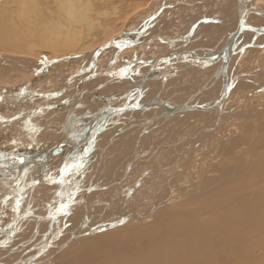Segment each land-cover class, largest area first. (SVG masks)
Here are the masks:
<instances>
[{"label": "bare ground", "instance_id": "6f19581e", "mask_svg": "<svg viewBox=\"0 0 264 264\" xmlns=\"http://www.w3.org/2000/svg\"><path fill=\"white\" fill-rule=\"evenodd\" d=\"M64 1H66V0H64ZM68 1H71V0H68ZM68 1H66L67 2L66 6H70V5H68V3L72 4L71 2H74L75 0L71 1V2H68ZM92 1H91V3H93ZM170 1L171 0H168L167 2H170ZM18 2H19V0H18ZM85 2L87 3V0ZM162 2H163V5H162ZM162 2L160 3V1H159V3H157L156 6H153V9H152L153 12L151 14H155L156 12L161 10L160 14L156 18V23L160 22L159 20L164 18V10H165L164 9V6H165L164 5V0H162ZM196 2H197V0H196ZM261 2L263 3V0ZM63 3H61L60 5L63 8H65ZM86 3H84V4H86ZM187 3H189V2H187ZM16 4H18V3H16ZM43 4L49 5L48 1H45V3H43ZM74 4H76V3L74 2ZM77 4L80 5L78 7H82V5H81L82 3L81 4L77 3ZM99 4H100V2H99ZM194 4H195V2H194ZM224 4H226V0L224 1ZM252 4H256V1L254 0L252 2ZM13 5H14L15 9L17 8V11H18V12H16V13H18L17 15H20V11H19L20 8L18 9V5H16L17 7L15 6V4H13ZM86 5L85 6L87 8L90 7V5H88V4H86ZM139 5L141 6V4H139ZM147 5H149V4H147ZM166 5H168V4H166ZM91 6H92V4H91ZM192 6H194V5H192ZM44 7H45L44 9H46V10H50L49 8H51V6L50 7L44 6ZM75 7H77V5ZM135 7H136V5H135ZM204 7L203 6L201 7V5H200V6H196V7H190V8L194 9V8H204ZM224 7H225V10H226L227 9V4ZM4 8H5V10H3V7H2V9H0V10L4 11L3 14L1 12L2 15H0V16L2 18H3V16H8L10 21L11 20L15 21L14 11H12L13 8L11 7V11H6V8H8L10 10V7H6L5 6ZM68 8H70V7H68ZM91 8H93V7H91ZM136 8H138V7H136ZM82 9H84V8H82ZM193 9H189V10L193 11ZM172 10H173V14L174 13L175 14H180L182 12L181 8H177V7H175ZM194 10H196V9H194ZM198 10H196V11H198ZM63 11H65L64 14L67 13L66 12L67 9L66 10L64 9ZM199 11H200V13L203 12L202 9H200ZM122 12H124V10ZM148 12H150V9L148 10ZM148 12H147V10H145L143 13L146 14ZM71 13H73V12H71V10H69V12L67 13L66 17L70 18V15H68V14H71ZM4 14H6V15H4ZM151 14L149 13L147 15L149 16ZM201 15L196 17L197 19L200 18L199 20H196V21H200L201 20V22H202L201 24L203 26L204 23L207 22V20L204 21V19H202V18H204V15L203 16H201ZM228 15H227V17H225V19H223L224 23H223V20L222 21L218 20L217 22H214V23H220L221 22L224 25V28L225 27H227V28L230 27V30L228 32H231L233 30L234 26H231V22L232 21H230V19H229L230 16H228ZM19 17L20 16H17V18H19ZM35 17H36V15H35ZM59 17H61V16H59ZM74 17L75 16L73 14V18ZM205 17H207V15H205ZM77 18H75V19H77ZM213 18H211L210 21H212ZM247 18L248 19H247L246 22L248 24H250L251 22H253V25H255V26H260V25L264 24V20H260V19L257 20V19H255V17H250V16H248ZM1 19H0V22H1ZM148 19H149V17H148ZM9 22H8V24H9ZM3 23L4 22H2L0 24L1 28H5ZM212 23H213V21H212ZM24 24H26V23H24V22H16L15 23L17 28L20 27V26H23ZM149 24L150 23L145 22V26L143 27V32L147 31L150 28ZM199 24H200V22H199ZM227 24L229 26H225ZM117 25H116V27H117ZM142 26H143V24H142ZM205 26H207V25H205ZM121 27H122V25H121ZM156 29H157V31L161 30V22H160L159 25L156 26ZM118 30H119V26H118ZM201 30L202 29L200 28V31ZM228 32L226 31V33L223 34V35H225V38H226V35L228 34ZM69 33H71V32H69ZM109 33H111V36H112V32H109ZM125 34H122V35L124 36ZM129 34H132V33H130V31H129ZM132 35H134V34H132ZM134 36H136V35H134ZM147 37H149V36H147ZM203 37H205V36L203 35ZM244 37L245 38L246 37L249 38V35H246ZM113 38H114V36H112V39ZM118 38L120 39V37H118ZM261 38H262V36H261ZM146 39L147 38L145 37L144 40H146ZM177 39H180V40H182V41L187 43L183 47H187L188 46L189 48L190 47L194 48L197 45H198V47H204V46H202L203 42H201L203 40H198L199 38L198 39L195 38V36L193 35V29H191V28L189 30V33L186 35V37H182L181 36L179 38V36L178 37L174 36V37H172L171 41L177 40ZM242 40H244V38ZM110 41H112V40H110ZM237 41L240 42L241 40L238 39ZM176 42H178V40ZM5 43H6V39H1L0 40V52L6 51V45H4ZM106 43H104V44H106ZM181 43H183V42H181ZM173 44H175V43H172V45ZM256 44L257 43H255V46H256ZM102 45H100V46H102ZM113 45H115V44H113ZM113 45H109L108 47H106L103 50V52L98 56V58L95 59L94 62H91V58H92L93 53L95 51L93 53H91L90 56L88 55L89 59L87 58V63L85 64V67L86 66L87 67L82 71V74H83V76H81L82 78L84 77L86 72L93 73V72H97L98 69H100V71H103L107 67L112 68V67H110L111 65L112 66L114 64L119 65L118 64L119 60H117V62H114L119 57L117 55H113V54H115V53H113V50H111ZM178 45L179 44H175V46H172V47H177ZM122 46H123V44H122ZM170 46H171V44H170ZM66 48H67V46H66ZM108 48H111V49L105 51ZM140 57L142 59L141 63H139L137 65L135 64V65L129 67V74H130L129 77L123 78V79H118V80H115V81H112V82H109V83H108V79L107 78L105 80H101V81H97V79H93V80H91V82H89V83L87 82L88 85L85 83L84 86H82V88L80 90H87L88 93H85V95L80 96L79 98H75L73 104L81 103L84 99L87 101L89 99V98L87 99L88 96L91 97L93 100H95V98H97V99L95 101H93L91 104H89L88 106H86L85 108L82 109L83 110L82 114H84L83 115L84 118L80 121L81 125H83V123L86 124V125H89V124L93 123V121L95 120L96 116H94V115L91 116L92 115L91 113L93 112L92 110H95L97 108L100 109L103 106H107V107L114 106V99L118 95H120L121 93L126 91V89L130 88L136 82V77L132 76L131 72L136 70V71H138L140 73H143L144 71L142 69L146 65V63H144V62L146 60H148L147 57L145 58V54L141 53ZM0 59L2 60L1 62L7 63V65H3L0 62V76L2 78L3 77H7L9 72L12 69L13 70L14 69H18L17 68L18 66L21 69L22 65H24V64L21 63L22 60H19V59L17 60V59H14V58H1V57H0ZM8 60L11 63H13L15 66H11L9 64ZM26 61L27 60H25L24 62H26ZM29 63L32 64L30 61L28 62V64ZM120 63H122L121 67L118 68L117 66L116 67L114 66V68L112 70H110V71L111 72L123 71L127 67V65L124 64L123 62H120ZM181 65H182V63H181ZM4 66L7 67V68L2 69V67H4ZM158 67H159V65H158ZM235 70H237V68ZM15 71H17V70H15ZM174 71L176 72L177 68L172 69L169 72V74L170 75L174 74L175 73ZM205 71H208V69L205 70ZM210 71H212V70H210ZM197 72L198 71H194V72H191L189 74L182 75L183 78L181 77V79H177V80L175 79V80H171V81L166 80L164 83H163L162 80H159L160 82H158V83H155L154 82L155 80H153L149 84H147L146 86L140 88L141 89L140 90L141 96H139L138 94L128 95L126 98L122 99L120 104L118 103L117 106H121L122 104H124V105L129 104L130 105L134 101H137V100L138 101H144L145 99L150 97V96H148L150 94L152 96H155L156 94H159L160 97H163V98H165L167 100L170 99L173 102H175V100H178L179 101L178 103H180V101H181V103H185L186 100L189 98V96H191L192 94H195L196 91H198L199 89H201L202 87L205 86L204 85V81H206L207 76H205L206 78L202 77V79H200V80L197 79V78H195V79L193 78L192 79V78L189 77L190 74H193V73L197 74ZM203 73H205V72H203ZM207 74H209V73H207ZM69 76H68L67 80H65L67 82L66 83V87H70V86H72L73 84H75L77 82V81L72 82L71 81L72 80V78H71L72 76H70V79H69ZM130 76L133 77V78H131ZM254 76H256V75H254ZM173 77H178V76L175 75ZM186 77H188V78L186 79ZM62 83L64 84L65 82H62ZM63 84L58 89H53V90L54 91L61 90L65 86V84L64 85ZM32 86H30V88ZM98 86H101L102 89L99 88L95 92V94L89 93L90 92L89 90H92V89H94V88H96ZM190 86H193L196 89L194 90L195 91L194 93L188 95V91L190 90L188 88ZM146 87H147V90L143 91L144 88H146ZM262 87H263V85H262ZM23 88L24 87L19 88L16 91H12V94L15 93L14 95H17L16 97H22L24 95H28L29 93H27V91H29V89L26 87L28 89V90L26 89L27 90L26 91ZM215 88H217L216 92H218L219 86L217 85ZM260 88H261V86H260ZM260 88H258V89H260ZM22 89L24 91H21ZM178 89H180V90L181 89H183V90L186 89V91L182 92V93L174 94ZM17 91H20L22 94H19ZM30 91H33V90H30ZM38 91H37V89L35 90V92H38ZM160 91H161V93H160ZM211 91L212 90H208V89L205 88V91L203 90L200 94L197 95V97L195 98V102L204 101V103L211 104L212 101L214 100V98H216V96L218 95V93H217V95H215L214 97H211ZM6 92H8L7 89H4V88L1 89L0 88V94L1 93L4 94ZM48 93H50V91ZM48 93L47 92L46 93H41V92L40 93H33V92H31L30 95L32 94L33 97L36 99L37 97H43V96L47 97L46 94H48ZM72 96H73V91L68 92V93H66V94H64V95H62V96H60L58 98H55L52 101L53 102L52 104H55V103H58V102H61V101L63 102L65 100L71 98ZM33 97L31 96V99ZM47 103H49V102H47ZM25 105H26V103H25ZM3 106H6V105H2V104L0 105V107H3ZM198 106H201V105H198ZM8 107H7V109H9V110H15L14 107H9V108ZM43 107H45L46 109L49 108L48 105H45ZM64 107L65 106H63L62 103H59L56 107H52L50 109L51 110L50 114L47 115L48 118L46 117V120L43 119L44 122L42 121L43 123L40 126L36 125L35 123H30L29 122L28 129L23 130V131H19V129H21L20 126L25 124L26 122H24L23 124H20L19 122H22V121L20 120L18 122L19 118H17V116L13 117L12 119H4L3 120V121H6V122H5L4 125L0 126V128H4V127L7 126L6 129L7 130L9 129V131L11 133L9 132L10 133V135H9L8 131H3V130H2V132H0V135H1L0 136V155H5V153L7 154V152L10 151V149H8L6 145H4L10 139H13V138L17 139V138L23 137V140H21V143H20V140L19 141L16 140L15 143L17 145L15 143L14 144L11 143L12 146L13 145L15 146L14 151H16L18 153L15 156L16 157L15 159L12 157L13 159L4 161V160H2L4 157L2 159L0 158V160H2V162L3 161L5 162V164H3V163L0 164V178L3 177L4 174L13 165H15L18 162H24L25 160H27L28 159L27 158L28 154H30L29 156H31L32 154L35 153L34 151L30 150L31 152H29L26 155L25 152H22L23 149L19 148L20 144H25L26 143V142H24L25 139H26L25 141L28 140L31 143L32 141H34L33 139H35L38 134L41 135L40 133H42L43 130H44V133H43L44 136H41L39 138V140L37 139L38 141L44 142V143L40 142L41 143V144L39 143L40 146H43L45 143H47V140L51 139V138L53 140L52 142H56L57 140H59L60 135H61L60 134V131H61V126L60 125L65 121V118H67V122H69V121L72 122L73 119H74L73 115H75V113H76V110H75L72 115H66L64 113V110H65ZM28 110H29V108H28ZM32 110H34V109H31L29 111H32ZM18 112H21V111H18ZM56 112L58 114L56 116L51 117V115L55 114ZM147 113L148 114L144 113L142 115L143 119L146 118V120H147V118H148V120H150L151 117L154 116V114H157L156 111H149ZM0 114H2V111L0 112ZM17 114L20 115V113H17ZM24 114L26 115V113H24ZM47 114H48V112H47ZM124 114L125 113H120V114L119 113H115L114 114L112 112L111 113L108 112L107 120H105L103 122V125L104 126L108 125V127H109V126L112 125V121L113 120L120 119V118H122V119H124V121H126L128 119V116L125 117ZM145 114H146L147 117L145 116ZM13 115H16V113L13 114ZM187 115H189V114H186L185 116H187ZM185 116L172 118L171 120L165 122L157 131L162 129L165 132L168 129H170V126H172V125H176L177 126L179 124L178 120L179 119L183 120V118ZM123 117H125V118H123ZM199 117L201 118L200 115H199ZM32 118H34V117H32ZM88 118H90V119H88ZM131 118L133 120L134 116L132 115ZM23 119L24 118H22V120ZM36 119H37V117H36ZM135 119L136 120L138 119L137 115L135 116ZM221 119L223 120V116L221 117ZM258 119H260V118H258ZM7 120H9V121L13 120V122H11V123L8 122L7 123ZM31 120L29 119V121H31ZM99 120H101V119H99ZM136 120L133 121V122L136 123ZM174 120H176V122H173ZM40 121H38V122H40ZM96 121H98V120H96ZM145 122H147V121H145ZM158 122H159L158 118H156L154 120V122H151L150 129H153L154 128L153 126L155 124H157ZM53 123H55V124H53ZM99 124H100V122L98 121L93 126H96V125H99ZM71 127H72V125H71ZM205 127H209L207 132H209L210 129L211 130H215V128H213V125H211V123L209 125L205 126ZM145 128L146 127H144V129ZM258 128H259V126H258ZM15 129H17V130H15ZM69 129H70V127H69ZM111 129H109L106 132L107 134L104 135L103 139L95 147V149H94L95 151L93 150L92 153H91L90 159H93V158L97 159L98 158L97 159V163H98L97 165L99 166V164H100V166H101L100 170H101V168L107 169L108 168L107 167L108 162L111 163L112 165L118 164L120 161H122V153H124V156L126 157L127 152H129V150H131L132 148H133L132 151H131L132 155L131 156L128 155L129 156L128 158H131V157L133 158L134 147L137 146L138 147L137 150H142L143 147L147 145V143H148V146H150L151 143L153 142L152 141L153 134L155 133V131L153 130L151 134L146 135L145 136V137H147L146 141L141 140L142 137H140L139 140L136 141V138H137L136 135H138L139 133L137 134V132H138L137 130L138 129L134 128L132 130H129V131L125 132L121 136H116L115 139H117V137H118L117 141L114 142V143H111L110 142V137L115 136V134H116V132L118 130L117 129V130H114V131H110ZM244 130L245 131H248V130L250 131V128H248V126H247V127H245ZM139 131H140V129H139ZM168 131H171V130H168ZM216 131H218V130H216ZM262 131H264V130H262ZM207 132H205V133H207ZM256 132H257V130H256ZM19 135H21V136H19ZM66 135H68V134H67V132L65 130L63 136H66ZM166 135H164V136H166ZM134 137H135V139H133ZM203 137L205 138L206 136H203ZM203 137L202 136L199 137V140L200 139L202 140ZM209 137H211V136H209ZM257 138H256V140H257ZM238 140H242V139H234V142H237ZM102 141H103V143H102ZM189 141H192V140H189ZM196 141H197V139H196ZM107 142H109L111 144H109L107 146L106 145ZM192 142H194V141H192ZM248 143H249V141H248ZM36 145H38L37 142H36V144L34 146H36ZM31 146L34 147L32 144H31ZM239 146H243V147H240L238 149ZM104 147H107V148H105L106 149L105 152L103 154L99 155V153L102 150H104ZM6 148H7V150H6ZM148 148L149 147L146 148L145 152H147ZM152 148H153V146H152ZM94 153H95V155H94ZM37 155H39V154H37ZM66 155H65V153L64 154H57V155L53 156L52 158H51V156L48 158L49 170L47 172V175H48L49 171L51 170V167H50L51 165L53 166V169H55L57 167V165H58L56 171L60 168V166L62 165V163L65 160L64 156H66ZM189 155H190V153H189ZM229 155H231V157H229L230 159L228 161H226L224 165L216 164L215 168L222 167V169L213 174V177H215V178L212 179V177H211L210 180H207V182H204V184H201V186L197 185L198 187L196 186V188H193L192 191H195L196 194H200V193L206 192L203 196L202 195L201 196L197 195L198 197H196V196L194 197L193 196L192 199H190V200H188L186 202H183V203H179L178 205H175L174 207H165V208H161V209H157V210L155 209V206H159L161 203L166 204V202L168 200H166V199L163 200L162 199V200L158 201L159 205L158 204H154L153 205L151 203L152 205H150V204L149 205L152 208H149V209H151L149 212L145 211V212L140 213L142 215V217H140V218L145 220V222L143 224L135 225L134 227H131V228H128V229L122 227L119 230L110 231V232L104 233V234H102L101 231L106 230L107 228H110L111 225L113 226L114 224H116V223H114V221H107L110 217L114 218V217H116L118 215L120 216V214H121L122 215L121 216V220H127L126 218H128L129 216L128 215L124 216L123 210H125V209L129 210L130 207H133L134 205H135V207L138 206L136 203H134L135 200H136L135 197L129 196L131 193H133L134 190H135V193L139 192L138 189L140 187L144 186V187H146L145 188L146 192H150L151 191L153 193L154 192L152 190L153 188L148 189V186L149 185L150 186L154 185L153 183H156L157 185H160L161 183L164 182V184H163L164 187L166 186V188L170 191V190H173L172 186L175 183H177L179 185L181 182L184 181V179L182 181H179L178 179L181 180V178H177L176 181L174 180L175 183H173V182H170L169 177H167L168 175H171V174H169L166 171H161V172L159 171V173L157 172L158 174L155 177L153 176L155 181L154 182L153 181L150 182L152 179L149 176H148V179L149 178L150 179L149 180L146 179L147 178L146 173L147 172L148 173L151 172L153 170L154 166L156 167V163L158 165H159V163L156 162V160H154L152 158H151L152 160L151 159L149 160L148 159L149 156H148V158H146L144 156L145 159L143 157V160H139L137 163H135L134 169H133L134 171H129L128 177L125 178L123 181H121L120 184H118L117 186L113 185L112 188L111 189L108 188L107 191L104 190L103 197L106 194L109 196L110 191L111 192H115L116 195H114L115 193H113L112 195H114V196L112 198L109 197V199H107V197L102 198V199L99 198L100 200L96 203V206H94L93 204H95V203H93L91 205V206H93V211H92V216L91 217H88L89 213L87 211H88L89 205L92 203L91 202L92 199L94 198V195L91 192H92V190L94 191L96 189H92L91 192H88L86 194H85L84 191H83L84 193H80L79 192L80 193L79 197H77L75 199H73V198L71 199L70 198V197H72L71 193H74L73 191H75V189H76V188L75 189L72 188L73 184H72V187L70 185L71 182L73 183V181H72L73 179L70 180L68 182V184H67L69 190L68 189H58V190H56V188H52V189L49 188L50 190H52L51 191V196H53V198L55 200L52 201L51 205L44 211H47L48 209L51 210L54 207V206L52 207V204L56 201L54 204L59 202L60 205H61L60 206L61 214L58 215V213H56V214H54L52 216L53 220H51V222L49 224L47 223L48 225L45 228L46 231H44L43 233H40V227H41V224H42L41 222L43 220H45L46 218H43L42 221L35 220V224L33 222L34 225L32 227V230L34 231V234L32 236H27V238L23 237V239L20 240L17 243L12 241L10 243L11 245L9 244L12 248L9 246L6 249L7 251H9V255H7V253L4 251V249L0 250V263L1 264H19V262H21V263L33 262L32 264H36L34 262H38L37 264H52L53 261L48 262L49 259H51L54 256L56 258V255H58L57 256V258H58L59 255H61V254H63V252H65L63 250L61 251L62 248H66V246L67 247L70 246L73 241L75 242V239L68 240V236L66 234H64L65 232L63 230L62 225H64L66 223V221H70L72 219L74 220L75 219V217H74L75 214L74 213L77 211L76 213H79L81 215L80 216L81 218L77 217L76 219L79 218V221H80V219H83L84 222L80 223L78 225V227L76 229H74L75 231L73 232V235L69 236V237H74L76 235L77 236L80 235V237L82 238L83 236L89 235V234H91L92 237L87 236L89 238H87V240H85L84 243L81 244V246L79 245V247H76V248L72 247L71 249H67V251L65 253V257L66 258H72V261H71L70 264H264V139L263 140L262 139L258 140L255 144H251L250 146H248V144H247V146L239 144L233 150H231V147H230V148H228V152H227V154L225 156H229ZM234 155L236 156V158L234 157ZM232 156H233V158H232ZM190 157H191V155H190ZM108 158H110V159L108 160ZM90 159H89V161H91ZM148 162H149V167L147 166L143 171H140V173L137 174L136 170L142 169L145 166V164L148 163ZM188 163H190V160L188 161ZM108 166H110V165H108ZM166 166H172V165H168L167 164ZM209 167H210V165L207 162L203 163V168L208 169ZM160 168H161V166H160ZM184 169H185V167H184ZM184 169H182V171ZM82 170L83 171H81V172L84 173L85 172L84 167L82 168ZM110 170H112V171L114 170L112 172V176L109 177L110 183H112L113 181L114 182H120V177L119 176L124 172L125 168L122 170L121 173H120L121 170L120 169L116 170L115 167H112V168L110 167ZM30 171H32V170H30V168H27V167H23L22 168V172H23V174L25 176L29 175L28 172H30ZM36 171H38V172L40 171V168L38 166L36 168ZM53 171L54 170H51L50 173H52ZM92 171H93V168H92ZM171 171H173V170H171ZM97 172L99 173V171H97ZM55 174H56V172H55ZM142 174H144V175L142 176ZM49 176L50 175H48V177ZM102 176H104V174ZM145 176H146V178H145ZM179 176H180V174H179ZM175 177H177V175ZM27 179H32V178H27ZM97 179L98 178L96 176H93V179H89V180H92L90 186L88 185L89 188H93V186H96V187L108 186L109 182L106 181L105 179H104L103 183L100 182V181L97 182ZM144 179H146L148 181L145 182V183L143 182V185L138 184V185H135V187L133 186V184L137 180L140 183ZM23 181H26V179L23 180ZM79 181H80V179H79ZM105 181L108 182V183L105 184L104 183ZM125 182L129 183L127 188L125 187V184H124ZM77 183L78 182H76L74 185L77 186L76 185ZM83 183H88V182L86 181V182H83ZM193 183L194 182H191L190 184H193ZM183 184H184V182H183ZM79 185H78V187H79ZM199 185H200V183H199ZM78 187H77V189H78ZM151 187H154V186H151ZM213 187H215V188L212 189ZM3 188H4V186L0 187V190H3ZM155 188H156V186H155ZM49 189H48V187H38L35 190V192L40 191V190L50 191ZM86 189H87V184H86ZM100 189L101 188H99L97 190V192H101L102 189L101 190ZM71 190H72V192H71ZM83 190H85V189H83ZM142 190H140V191H142ZM184 191L185 190H183V188H182V193H184ZM142 193H143V191H142ZM154 193L152 195H154ZM39 194H41V193H39ZM101 194H102V192H101ZM43 195H42V199L44 198ZM115 196H117V198H119L120 196H123V197H121L123 199H121V200L117 199L118 200L117 202L114 201V203H110L112 201V199L115 198ZM137 196H138V193H137ZM155 196H152V197L155 198ZM169 196H167V197H169ZM139 197H140V195H139ZM0 198H1V196H0ZM38 198L39 197L37 196V200H38ZM142 198H144V197H142ZM157 198L160 199L161 197L158 196ZM23 199H24V201H26L25 198H23ZM149 199H147V200H149ZM34 201H31V202L33 203ZM140 201H142V200H140ZM7 202H9V204L13 203L15 205V202L12 201V200H9ZM18 202H20V201H18ZM36 202H34V203H36ZM47 202H46V204H47ZM21 204H23V203L21 202ZM25 204H26V202H25ZM20 206H22V205H20ZM32 206H30L29 209H32V208L35 207V206L34 207H32ZM126 206H129V207H126ZM9 207H10V205H9ZM9 207H7V205H6L5 209L9 208ZM16 207H17V205H15L14 208L16 209ZM24 207H25V205L23 206V208L21 207V209L25 210ZM0 208H2V206ZM10 208H12V207H10ZM50 210H48L49 213L48 212H44L43 213L41 211L43 214L36 215V213H35V215L36 216H46L48 214V215L51 216V214L54 213L55 211L53 212V210H51V211ZM10 211H9V213H7V212L6 213H0V215L1 214H5L6 216L10 217V219H12V217L15 216V214L18 216V213L22 212V211H18L17 210V211H12L13 214H11ZM138 211H139V209H138ZM135 214H137V213H135ZM138 214H139V212H138ZM64 216H66L67 220L64 221L65 223L63 222L64 224L61 225V219ZM118 220H120V219H118ZM79 221H78V223H79ZM92 221H94V224H91ZM47 222H48V220H47ZM119 224H122V222L121 223L119 222ZM54 227L57 228L56 231L53 230ZM25 230L27 231L28 229H25ZM43 230H44V227H43ZM5 231L6 232H4V233H7V231H9V230H5ZM27 233H28V231H27ZM4 235L5 234H3V236ZM47 236H49L51 238V240H48ZM63 237H65V238L63 239ZM10 240L11 239L7 238L8 242ZM2 242L3 241H0V243H2ZM34 242H36V243L34 244ZM50 242H51V245L49 246ZM33 245H35V246H33ZM40 248H43V251L41 253H39L37 255V257H36V253L40 250ZM11 249H14V251L11 252L10 251ZM28 251H30L32 256H29V257L27 256L26 252H28ZM30 253H28V255ZM33 255H34V258H33Z\"/></svg>", "mask_w": 264, "mask_h": 264}, {"label": "rangeland", "instance_id": "374dc122", "mask_svg": "<svg viewBox=\"0 0 264 264\" xmlns=\"http://www.w3.org/2000/svg\"><path fill=\"white\" fill-rule=\"evenodd\" d=\"M45 1H48L49 5L43 4V3H45ZM66 1H68V0H66ZM66 1H64V0H42V1L41 0H38V1L37 0H19V2H18V0H0V9H2V7H3V10H5L4 7L6 6V7H10V10L8 8H6V11H11V7H12L13 8L12 11H14V15H15V21H13V20L10 21L8 16H3L4 19L0 16V19L2 18L0 24L2 22H4L3 24L5 26V28L0 27V40L6 39V43L4 44V45H6V51L0 52V57L1 58H14L17 60L19 59V60H22L21 63L24 64L21 67L22 70L18 66L17 67L18 69H14V70L12 69L9 72L7 77L2 78L0 76V88L1 89L4 88V89L8 90V92H6L4 94L3 93L0 94V100L2 101V102L0 101V105L2 104V105H6L7 107L9 106V107L15 108V110H9V109H7L6 106L0 107V112L2 111V114H0V126L5 124L6 121H3L4 119H12L15 116H17V118H19L18 122L20 120L22 121V122H19L20 124H23L24 122H27L29 119L30 120L32 119L31 121H29L30 123H35L36 125L40 126L44 122V120H46L47 115L50 114L51 104L53 103L52 101L54 99L50 100L49 97H45V96L37 97L35 99L32 94L30 95V93L31 92H33V93H40V92L46 93L47 92L48 93L49 91L51 92L53 89H58L63 84L62 82H65L64 84L67 83L65 80H67L69 75L72 76L71 77L72 82H75V81L79 80L80 78H82L81 77V76H83L82 71L87 67V66L85 67V64L87 63V58L89 59L88 55L90 56L91 53H93L96 50V48L100 47V45H102V44L104 45V43H106V42L107 43L111 42L112 45L113 44H115V45H113L114 48L113 47H112V49L108 48L105 51L111 49V50H113V53H115L113 55H117L119 58L130 59L133 57H136V58L140 57L141 53L144 50L145 51L143 52V54H145V56L147 58H148V56H153L154 54L159 52L156 50H160V49L166 48V46H168V44L166 45V43H164L163 41H165L167 39H172V37H174V36L175 37L179 36V38L181 36L186 37V35L189 33L190 28L193 29V35L194 36H200V38H204L205 40L202 39L204 42L209 43L210 41L215 40L218 35H216L212 39H206L205 38V37L214 35L215 33H218L220 35V37H218V39H220L221 35L225 34L226 31L228 32L230 30V27L224 28V25L221 22L220 23H214V22H217L218 20L222 21L223 19H225V17H227V15L229 14L228 11L230 12V10H228V6L230 3L231 4L233 3L232 0H226L227 9L225 10V7H224V6H226V4H224L225 0L224 1L223 0H206V1L205 0H200V1L197 0V2H196V0H171L170 2H167L168 0H164V5L166 6V7L164 6V9H165L164 10V18L159 20L161 22V30L157 31L156 26L159 25L160 22L156 23V18L153 19L152 16L154 14H151V13L153 12V10H152L153 6H156V4L159 3V1L161 3L162 0H148V1L147 0H130V1L129 0H116V1L115 0H93V1L87 0V3L85 2L86 0H84V1L83 0H80V1L79 0H75V1L71 0V1H74L76 4H74V2L68 1V2L72 3V4L68 3V5H70V6H66L67 5ZM91 1L93 3H91ZM261 1L262 0H257V2L264 5V0H263V3ZM99 2H100V4H99ZM187 2H189V3H187ZM194 2H195V4H194ZM16 3H18V4H16ZM61 3H63L65 8H63L60 5ZM77 3H79V4L82 3L81 4L82 7H78L80 5H78ZM84 3L90 5V7L88 6L89 8H87L86 7L87 5ZM13 4H15V6L18 5V9L20 8L19 9L20 15H17L18 14V13H16V12H18L17 8L15 9ZM91 4H92V6H91ZM139 4H141V6ZM147 4H149V5H147ZM166 4H168V5H166ZM76 5H77V7H75ZM135 5L138 8H136ZM162 5H163V2H162ZM192 5H194V6H192ZM200 5H201V7L202 6L203 7L205 6V7L204 8H194V9H196V10L202 9L203 10L202 13H200L199 10L196 11L193 8H190V7L200 6ZM44 6H47V7L51 6V8H49L50 10H46V9H44L45 8ZM68 7H70V8H68ZM91 7H93V8H91ZM173 7L174 8L175 7L181 8L182 12L180 14H175V13L173 14V10H172V9H174ZM82 8H84V9H82ZM64 9L65 10L67 9V11H66L67 13L69 12V10H71V12H73L71 14H68V15H70V18L66 17L67 13H65L66 15L64 14V12H65V11H63ZM149 9H150V12H148ZM189 9H193V11L189 10ZM123 10H124V12H122ZM145 10H147L148 13H146V14L143 13ZM1 12H2V14L4 13V11L0 10V15H2ZM149 13L151 15L148 16L147 14H149ZM6 14H4V15H6ZM73 14L75 16L74 18H73ZM35 15H36V17H35ZM199 15H201V16L204 15V18H202V19H204V21L207 20V22L204 23L203 26L201 24L202 23L201 20L196 21V20L200 19V18L199 19L196 18ZM205 15H207V17H205ZM17 16H20V17L17 18ZM59 16H61V17H59ZM148 17H149V19H148ZM75 18H77V19H75ZM211 18H213L212 19L213 23H212V21H210ZM229 19H230V21H232L230 17H229ZM8 22H9V24H8ZM16 22H24L26 24L17 28L15 25ZM145 22L150 23L149 24L150 28L147 31L143 32V27L145 26ZM199 22H200V24H199ZM223 23H224V20H223ZM142 24H143V26H142ZM116 25H117V27H116ZM121 25H122V27H121ZM205 25H207L208 27ZM118 26H119V30H118ZM225 26H229V25L227 24ZM231 26H234L233 21L231 22ZM200 28L202 29L201 31H200ZM129 31H130V33H132L136 36L129 34ZM69 32H71V33H69ZM109 32H112V36H114L113 39H112L111 33H109ZM122 34H125V35L123 36ZM203 35L205 37H203ZM147 36H149L151 38H152V36H155L156 38L153 39V41H152L153 44L150 43L148 45V47H145L146 46V40H144V39H145V37L148 38ZM118 37H120V39ZM110 40H112L113 42ZM159 40L160 41L163 40V41L159 42ZM131 41H136L137 43L133 47L119 52L118 48H120L122 46V44L124 45L125 43L131 42ZM168 41H170V40H168ZM156 42H159L161 44H155ZM259 42H260L259 44L264 43V38ZM66 46H67V48H66ZM239 59L235 63L234 62L230 63L229 73H231L232 68H233V71H232L233 75H235L237 73L238 74L239 73H248L251 71H255L258 68H264V45L261 46V48L259 50L253 49V48L249 49L245 53V55L241 56ZM25 60H27L28 62L30 61L32 64H30V63L28 64L27 61L24 62ZM239 61H240V63H239ZM1 63L3 65H7V63H3V62H1ZM9 64L11 66H15L10 61H9ZM118 64L119 65H117V64H114L113 66L111 65L110 67H112V68H110V70H112L114 68V66L115 67L117 66L118 68L121 67L122 63H120V61ZM4 68H7V67H5V66L2 67V69H4ZM236 68H237V70H235ZM15 70H17V71H15ZM99 71H100V69L97 70V72H99ZM79 73L81 75L76 76ZM87 74H91V73L86 72L85 75H87ZM205 74L206 73H203V72H200V73L197 72V74L196 73L190 74L189 77L192 79L197 78L200 80V79H202V77L206 76ZM70 76H69V79H70ZM105 79L106 78H103V79L98 78L97 81H101V80H105ZM89 82H91V81H89ZM88 83H87V85H88ZM262 85L264 86V75H262V74L248 77L245 80H240V82L233 89V91L229 97V100L227 101V103L225 105L227 112H225L222 115L223 120L221 119L222 116L220 117L221 125L218 126L217 128H215V130L210 129L211 131L209 130V132H207L205 134L204 133L201 134V132L203 131V129H202L203 127L209 125L210 123H211V125H213L215 120H216L215 113H211V114L209 113L210 115L209 114L208 115L207 114H199L201 116V118L199 117L198 114L187 115L183 118V120L182 119L178 120L179 124L177 126L176 125L170 126V129H168V130H171V131L167 130L164 132L162 129L159 131H155V133L153 134V138H152L153 142L151 143V145L148 146V143H147V145L145 144L146 146H144L142 150H146V148L149 147L147 149V152H145L144 156L146 158H148V156H149V158H148L149 160L151 158L156 160V162H158L159 165L156 163V167L154 166V168L152 170L153 172L152 171L149 173L147 172L148 173V174L146 173L147 178H146V176H145V178L148 179V176H149L152 179L150 182H152V181L154 182L155 179L153 178V176L155 177L159 173V171L160 172L166 171L169 174H171V175L167 176V177H169L170 182L175 183L177 178H181V180L180 179H178V180L182 181L184 179V181H183L184 184H183V182H181L179 185L177 183H175L172 186L173 190H170L171 191L170 192L166 188V186L164 187V185H163L164 182L161 183L160 185L153 183L154 185H151V186H154V187H151L149 185L148 189L153 188L152 190L155 192V193L153 192L154 195H152L153 193L151 191L146 192L145 191L146 187H144V186H142L138 189V191L140 193L139 192L135 193V190H134L133 193H131L129 196L135 197L136 200L134 203H136L138 205L137 206L138 208L135 207V205H134L133 207H130L129 210L128 209H125V210L122 209L124 216L125 215L129 216L128 218H126L127 220H121V216H122L121 214H120V216L118 215L114 218L110 217L107 221H114V223H116V224H114L113 226L111 225L110 228H107V229L105 228L106 230L101 231L102 234L108 233L110 231L119 230L122 227L128 229V228L134 227L135 225L143 224L145 222V220L140 218V217H142V215L140 213L145 212V211L149 212L151 210L149 208H152V207H150V205H152V204L153 205L154 204L159 205L158 201H160L162 199L163 200L166 199L168 201L166 202V204L161 203L159 206H155L156 210L161 209V208H165V207H174L175 205H178L179 203H183V202H186V201L192 199L193 196L194 197L195 196L198 197L201 195L203 196L206 192L196 194L195 191H192L193 188H196L197 185L201 186V184H204V182H207V180H210L211 177H212V179L215 178V177H213V174L222 169V167L215 168L216 164L224 165L225 162L230 159L229 157H231V155L225 156L228 152V148L231 147V150H233L239 144L244 145V146H247V144H248V146H250L251 144H255L258 140L264 139V136H263L264 131H262V130H264V124H263L264 123V92H256L257 89L260 88V86L262 88ZM30 86H32V87L30 88ZM21 87H24L23 89H25V90L28 88L29 91L30 90H33V91L29 92V91H27L28 90L27 89L26 91H27V93H29L28 95H24L22 97H16L17 95H14L15 93L12 94V91L9 90L11 88H21ZM190 87H191L190 89H193V90L196 89L193 86H190ZM34 89L35 90L37 89V91L39 90L40 92L39 91L35 92ZM216 90H217V88L213 89L212 90L213 92L211 91V97H214L215 95H217L218 92H216ZM185 91L186 90L178 89L174 94H176L178 92H185ZM252 92H256V93H252ZM31 96L33 97L32 99H31ZM87 99H88L87 102L89 101V103H88V105H89L93 101H95L97 98H95V100H93L91 97L88 96ZM45 101L46 102L49 101V103H46ZM175 101L178 102V100H175ZM85 102H86V100L84 99L81 103H85ZM25 103H26V105H25ZM42 104H43V106L48 105L49 106V108H47L48 110L45 107L38 110L40 105H42ZM28 108H29V110H31V109H34V110L29 111ZM35 110H38V111L36 112ZM18 111H21V112H18ZM32 112L33 113L36 112L37 114L36 113L34 114V116H33L34 118H29V113L31 115ZM47 112H48V114H47ZM15 113H16V115H13ZM17 113H20V115H18ZM24 113H26V115ZM146 114H148V113H146ZM133 115H135V114H133ZM36 117H37V119H36ZM22 118H24V119L22 120ZM258 118H260V119H258ZM88 119H90V118H88ZM38 121H40V122H38ZM145 121H147V120H145ZM145 121H142V122L140 121L141 123H139V126L141 124H143L144 126H147L146 125L147 122H145ZM8 122L11 123V122H13V120H10V121L7 120V123ZM53 124H55V123H53ZM24 126L25 125L23 124L20 127L22 128ZM139 126L137 128H135V129H138L137 130L138 132L135 130L137 132V134L140 133V131H139L140 127ZM247 126H248V128H250V131L244 130L245 127H247ZM258 126H259V128H258ZM28 127H27V129H28ZM6 128H7V126L4 128H0V132H2V130L8 131V134L10 135L11 132L9 131V129L7 130ZM15 130H17V129H15ZM23 130H26V129H21V130L19 129V131H23ZM216 130H218V131H216ZM256 130H257V132H256ZM43 133H44V130L42 133H40L41 135L38 134L36 136V138L33 139L35 141V142L32 141L33 143L32 142L30 143L28 140L25 141L26 140L25 139L24 142H26V143L24 145H30L31 146V144H32L34 146L36 144V142L39 145V143L41 141H38V140L41 136H44ZM195 133H200L202 137L203 136H206V137L202 138L203 141L201 139L199 140V138H196L197 141H196V139L192 140L195 143L192 141H187L183 144H177L174 146V143H173L174 141L189 137L191 134H195ZM164 135H166V136H164ZM19 136H21V135H19ZM145 136L146 135H143L141 140L146 141L147 137H145ZM209 136H211V137H209ZM256 138H257V140H256ZM133 139H135V137ZM169 139H170V141H169ZM234 139H242V140H238L237 142H234ZM16 140L17 141L20 140V143H21V140H23V137L17 138V139H15V141ZM52 141H53L52 138L48 139L47 143L50 144ZM167 141L170 143L169 146L160 148L159 151L155 152V156H153L152 154H154V148L164 144ZM248 141H249V143H248ZM41 143H44V142H41ZM102 143H103V141H102ZM11 146H12V144L7 146V148L10 149V151H8L7 154L5 153V155H0L1 159L4 157L2 160L7 161V160H11L13 158L14 159L16 158L15 156L18 153L16 151H14L15 146L14 145L12 147ZM152 146H153V148H152ZM240 147H243V146H239L238 149ZM7 148H6V150H7ZM132 149L129 150V152H127V154L125 153L126 157L124 156V153H122V161H120L118 164L112 165L111 163L108 162V165H110V166L107 165V167H108L107 169L101 168V170H100V167H101L100 164H99V166L97 165L98 164L97 163L98 158L97 159L96 158L90 159L91 161H89L87 163L88 166L87 165L84 166L85 172L84 173L80 172L77 174L78 176L76 175L73 178V180H72L73 183L71 182L70 185L72 187V184H73L72 188H74V189L76 188V189H75V191H73L74 193H71L72 197H70V198L75 199V198L80 196V193H84L86 190V184H87V188H88L92 182V180H89V179H93V176H96L98 178L97 182L100 181L103 183V181L105 179L106 181H108L110 183L109 177L112 176V172L114 171V170L113 171L110 170V167L111 168L115 167L116 170L120 169L121 170L120 173H121L122 170L126 167V164H127L126 162H128V160H129L128 157L132 155L131 154ZM22 152H25L27 155L31 151L23 149ZM64 153H65V155L68 154L67 151H65L61 154H64ZM189 153H190L191 157H190ZM29 155L30 154H28V156ZM94 155H95V153H94ZM145 157H144V159H145ZM234 157L236 158L235 155H234ZM232 158H233V156H232ZM109 159L110 158H108V160ZM2 160H0V164H2V163L5 164V162L4 161L2 162ZM141 160H143V158ZM189 160H190V163H188ZM204 162H207L210 165V167L208 169L203 168ZM166 163L168 165H172V166H166L167 165ZM147 166L149 167V162L146 163L142 169L136 170V173L139 174L140 171H143ZM160 166L162 169L160 168ZM57 167H58V165H57ZM57 167L55 169H52V170H54L52 173H50L51 170L49 171L48 175H50L49 176L50 179L51 178L53 179L55 177V175H56L55 172H57L56 171ZM184 167H185V169H184ZM35 168H37V167H35ZM92 168H93V171H92ZM133 169L131 171H134ZM182 169H184L183 170L184 172L182 171ZM171 170H173V171H171ZM81 171H83V170H81ZM97 171H99V173ZM103 174H104V176H102ZM179 174H180V176H179ZM176 175H177V177H175ZM79 179H80V181H79ZM146 179L142 180L140 183L137 180L133 184V186L135 187V185H138V184L143 185V182L144 183L147 182L150 178L148 180H146ZM86 181L88 183H83ZM106 181L104 182L105 184L108 183ZM74 182L75 183L78 182L76 184L77 186L74 185L75 184ZM191 182H194V183L190 184ZM199 183H200V185H199ZM79 184L80 185L82 184V185L80 186ZM124 184H125L126 188L129 185V183H126V182ZM78 185H79V187H78ZM155 186H156V188H155ZM77 187H78V189H77ZM49 188H51V187H48V189ZM182 188H183V190H185L184 193H182ZM214 188L215 187H213L212 189H214ZM83 189H85V190H83ZM97 190L98 189L91 192L94 195V198L92 199V201H91L92 203L89 205V208L87 211L89 213V214L87 213L88 217L92 216L93 206H91V205L93 203H95L93 205L96 206V203L100 199L105 198V197H107V199H109V197L112 198L114 195H116L115 192L110 191L109 196L106 194L103 197V192H104V190L107 191V189H102V190L100 189L102 194H101V192H97ZM140 190H142L143 193ZM51 191L52 190H50V191L40 190V191L35 192L33 194L35 197L32 196V201L35 200L34 202H36V201L37 202L36 203L33 202L34 204L32 202L29 203L28 209L32 205H33L32 207H34V206L35 207L34 208L31 207L32 209H29V210H36V208H41V206H45L46 202L49 201L51 198L50 197ZM71 192H72V190H71ZM39 193H41V194H39ZM113 193H115V194L112 195ZM137 193H138V196H137ZM42 195L44 196L43 199H42ZM139 195H140V197H139ZM155 195L157 197L159 196L161 198L159 199ZM37 196L39 197L38 200H37ZM152 196H155V198H153ZM167 196H169V197H167ZM121 197H123V196H120L119 198H117V196H115V198H113L110 203H114V201L117 202L118 200L123 199ZM142 197H144V198H142ZM147 199H149V200H147ZM140 200H142V201H140ZM18 201H20V202H18ZM18 201L15 202V205H17L16 209L14 208L15 205L13 203L9 204V202H6L5 205H2V208H0V213H6L8 210L10 211L12 208L14 210L12 209L10 211L11 214H13L12 211H17V210L23 212L24 210H22L21 207L23 208V206L26 205L25 204L26 201H24V199H20ZM21 202L23 204H21ZM54 203L52 204V207L53 206L54 207L53 208L51 207L52 208L51 210H53V212L55 211V209H57V205L60 204L59 202L56 204H54ZM6 205H7V207H9V205H10V207H12V208L9 207V208L5 209ZM20 205H22V206H20ZM0 207H1V204H0ZM126 207H129V206H126ZM24 209H25V207H24ZM138 209H139V211H138ZM48 210H50V209H48ZM48 210L47 211L43 210L42 212L43 213L44 212L49 213ZM9 211L7 213H9ZM42 212L38 213L37 215L43 214ZM76 212L74 213L75 219L74 220L72 219L74 222L72 220L66 221L67 220L66 216H64L62 218L63 220L61 219V225L65 223L64 221H66V223L64 225H62V227H63V230L65 232L64 234H66L68 236V238H69V236L73 235V232L75 231L74 229H76L80 223L84 222L83 219H80V221H79V218H81L80 217L81 215L79 213H76ZM138 212H139V214H138ZM21 213L19 212L18 216ZM135 213H137V214H135ZM1 215H3V214H1ZM16 216L17 215L15 214V216H13L12 219H14V217H16ZM77 217H79V218L76 219ZM118 219H120L121 221ZM35 220L36 219H35V217L33 218V216L23 218L19 222V224L17 225L16 233L12 237V240H10L9 242L11 243L13 241V242L17 243L20 240H22L23 237L27 238V236H32L34 234L32 227L35 224ZM78 221H79V223H78ZM4 222L5 221H0V236L3 235L4 232H6V231H3V229H4L3 226H5L7 224V222H5V223ZM33 222H34V224H33ZM50 222H51V220H49L47 222L46 219L41 222L42 224L40 227V233H43L44 231H46L45 228ZM119 222L120 223L122 222V224H119ZM91 224H94V221H92ZM43 227H44V230H43ZM24 228L28 229L27 230L28 233ZM53 230L56 231L57 228L54 227ZM8 235H9V231H7L5 238H7ZM90 235L91 234L85 235L82 238L81 237L76 238L75 242L73 241L70 246H68V247L66 246V248L61 249V251L62 250L65 251V252H63V254L59 255L58 258H57L58 255H56L57 259L55 258V256L52 257L51 259H49L50 261L48 260V262L53 261L52 264H70L72 261V258H66L65 257V253H66L67 249H71L72 247L76 248V247H79V245L81 246V244H83L84 241L87 240V238L92 237V235L91 236ZM49 236H47V239L51 240V238H50L51 236L50 237ZM87 236H89V237H87ZM5 238L3 239V237H1L0 241H5L6 240ZM64 238L65 237H63V239ZM36 242H34V244ZM50 245H51V242H50L49 246ZM33 246H35V245H33ZM4 251L7 253V255H9V251H7L6 249H4ZM28 253H30V251L26 252L28 257L32 256L31 253L29 255H28Z\"/></svg>", "mask_w": 264, "mask_h": 264}, {"label": "water", "instance_id": "95a60500", "mask_svg": "<svg viewBox=\"0 0 264 264\" xmlns=\"http://www.w3.org/2000/svg\"><path fill=\"white\" fill-rule=\"evenodd\" d=\"M254 0H232V4L230 3L228 6V10H230L229 16L231 20L234 23V28L231 32H228L226 35V38L224 37L220 41H218L214 47L212 48H204V47H182L179 50H168L167 52L160 54L157 58L154 60H151L150 62H144L148 63L150 65V69L147 72L140 73L136 70L131 72L132 76H135L137 78V81L126 91L121 93L117 96L116 100L114 101V106L107 107L103 106L100 109L97 108L95 110H92L91 116H96L93 123L86 125L83 123L81 125L80 121L84 118L82 114L83 108L88 106L89 101L85 103H78L73 104L75 98H79L80 96L85 95V93H88L87 90H80L84 84L93 79L98 78H107L108 83L129 77V67L133 65H137L142 62L141 57H133L131 59H124V58H118L120 62H123L127 65V67L121 71V72H111L110 68L107 67L103 71L99 72H93L91 74L85 75L83 78L77 80L75 84H73L70 87H66V84L64 88L58 91H51L50 93L46 94L47 97L51 99H55L59 96H62L68 92L73 91V96L65 101H61L55 104H51L52 107H56L59 103H62L63 106H65L64 113L66 115H72L74 111L76 110V113L74 116V119L72 122H67V118H65V121L60 125L61 131H60V138L56 142H51L50 144L45 143L43 146L36 145L34 147L30 145H24L20 144V149H26V150H32L35 153L32 156H28L27 160L24 162H18L15 165H13L9 170L4 174L3 177L0 178V187L4 186L3 190H0V204L1 206L5 204V202L9 200H13L14 202L26 198V205L25 210L14 219H10V217L6 215H0V221H5L7 224L3 226V231L9 229V235L7 238L12 240V237L16 233V227L19 224V222L23 218L27 217H35L37 221H42L43 218H46V220H53V215L60 212V204L57 205V209H55V212L50 215L46 216H36L41 211L45 210L51 205V202L55 199L53 196H51L50 200L47 202L45 206H42L41 208H36V210H29L28 204L32 201V196L35 190L38 187H51L58 189H68V182L72 180L78 173L81 172L82 168L87 165L89 162V159L91 157L92 151L95 149V147L100 143V141L103 139L104 135L107 134L106 132L111 129L110 131L117 130L115 136L110 138V142L114 143L117 141L115 139L116 136H121L124 134V132H127L133 128H137L139 126L140 121H145V119L142 118V115L149 111H156L157 114H154L153 117H151L150 120H147V126H144L141 124L139 127L140 133L136 135V141L139 140L140 137L143 135H149L152 133V131H157L165 122L171 120L172 118L176 117H182L186 114L189 115H196V114H209V113H215V122L213 124V128H217L221 125L220 117L227 112L225 109V105L227 101L229 100V97L240 80H245L248 77L254 76V75H264V68H258L255 71H251L248 73H239V74H232L233 68L231 70V73L228 72V68L230 63L237 61L241 56H243L249 49L252 48H261V46L264 45V43L260 45H254L255 40L257 38L264 36V24L260 26H253L248 24L247 17L252 16L255 17V19L264 20V12H260L258 9V6L255 4H252ZM161 10L156 12L152 18L155 19L160 14ZM249 35V40L245 45L240 46V42L237 41L240 38ZM155 36L148 37L146 39V46L155 39ZM159 42H161L159 40ZM137 42L131 41L123 46H121L119 49V52L133 47ZM166 43V42H164ZM168 44V43H166ZM170 44V43H169ZM187 44V43H186ZM109 45H112L111 42L106 43L99 48L95 50L93 53V56L91 58V62H94L95 59L98 58V56L103 52V50L108 47ZM145 51V50H144ZM143 51V52H144ZM142 52V54H143ZM2 60L0 59V62ZM118 61V62H119ZM162 61H166L165 65L161 68H157ZM185 62V65H180V63ZM187 63V64H186ZM217 65L216 68L213 70V72L210 74V76L207 78L206 81H204V87L199 89L195 92V94H192L189 96V98L186 100L185 103H182L179 106H172L170 103L173 102L170 99L166 102L161 100V97L159 94H156L155 96L148 97L144 101H134L132 104L117 106L118 103L120 104L121 100L126 98L128 95H131L135 92L139 94V89L141 87L146 86L153 80H162L163 83L168 80L171 81L177 77L173 76H182L185 74H189L194 71L203 72L209 68H211L214 65ZM177 68V71L170 75L169 72ZM81 75L80 73L76 76ZM219 86L218 95L214 100L212 101L209 106H207V103L204 105L198 106L195 102V98L198 94H200L203 90H213L216 86ZM22 88V87H21ZM101 88V86H98L92 90H89V93L95 94V92ZM13 89V90H12ZM19 88H11L9 90L16 91ZM21 91H24L23 89ZM19 94H22L20 91H17ZM256 92H264V86L260 89H258ZM252 92V93H256ZM161 93V91H160ZM49 102V101H48ZM47 103V102H46ZM45 103V104H46ZM194 103V104H193ZM113 105V104H112ZM152 107V108H151ZM43 108V105H40L39 109ZM38 109V110H39ZM36 110V112L38 111ZM108 112L112 113H125V117L128 116V119L124 121V119H116L112 121V125L108 127V125L104 126L103 122L107 120ZM159 112V113H158ZM35 113V112H34ZM34 113L32 112L31 115L29 113V118H32L34 116ZM58 113L51 115V117L56 116ZM82 114V115H81ZM133 114H136L138 116V119H133L131 116ZM123 117V118H125ZM158 118L159 122L155 124L153 129H150L151 122H154V120ZM71 119V118H70ZM101 119V120H99ZM98 120L100 122L99 125L93 126ZM136 120V123L133 122ZM133 122V123H132ZM29 124V120L24 124L25 126L21 129H27ZM72 125V127H71ZM70 127V129H69ZM144 127H146L144 129ZM20 129V130H21ZM122 129V130H121ZM203 131L201 133L207 132L209 127H203ZM66 130L67 134L66 136H63L64 131ZM80 131V132H79ZM80 133V134H79ZM201 137L200 133L191 134L189 137L182 138L179 140L174 141V145L177 144H183L189 140H193L196 138ZM115 141H114V140ZM170 141V139H169ZM15 143V139H10L7 143L4 145L8 146L10 144ZM109 142L106 143V145L111 144ZM16 144V143H15ZM169 142H165L164 144L157 146L154 148V154L155 152L159 151L160 148L169 146ZM17 145V144H16ZM106 147H104V150H102L100 154H103L105 152ZM151 148V147H150ZM138 147H134L133 152V158H128V162L126 164L124 172L119 176L120 182H112L108 184V186L104 187H96L93 186V188H87L85 190V194L88 192H91L92 189H108L112 188L113 185H118L123 181L125 178L128 177L129 171H131L134 168L135 163H137L139 160H141L145 155V150H137ZM67 151L68 154L65 157L64 162L60 166V168L57 170L56 175L53 179H50L47 175V172L49 170V162L48 158L51 156V158L57 154H61L63 152ZM39 154V155H37ZM37 155V156H36ZM39 167L40 171H36L35 167ZM23 167L30 168V172H28L29 175L25 176L22 172ZM35 168V170H34ZM53 169V166L51 165V170ZM144 174H142L143 176ZM32 178V179H27ZM26 181H23L25 180ZM117 183V184H116ZM2 191V192H1ZM93 191V190H92ZM36 213V215H34ZM80 238V235H76L74 237H69L68 240H73ZM7 238L5 241L0 243V250L7 249L10 245V242H7ZM11 252L14 251V249L10 250ZM43 251V248H40V250L36 253V257L39 253ZM35 255V254H34ZM33 255V258H34ZM33 262H24L19 264H32ZM38 263V262H34ZM1 264V263H0Z\"/></svg>", "mask_w": 264, "mask_h": 264}, {"label": "crops", "instance_id": "0c3cea01", "mask_svg": "<svg viewBox=\"0 0 264 264\" xmlns=\"http://www.w3.org/2000/svg\"><path fill=\"white\" fill-rule=\"evenodd\" d=\"M256 1V4H257V6H258V10L260 11V12H264L263 10H264V5L263 4H261V3H259V2H257V0H255ZM255 4V5H256ZM260 4H261V6H260ZM250 17H252V16H250ZM248 19V18H247ZM250 25H253V22H251L250 23ZM253 26H255V25H253ZM215 36L216 35H218L217 36V38L215 39V40H213L212 42L210 41V43H208L207 44V42H204V41H201V42H203L202 43V46H204V48H207V49H209V48H212V47H214L215 46V44L218 42V41H220L221 39H223L224 37H225V35H221V38L220 39H218V37L220 36L218 33L216 34H214ZM214 35H211V36H208V37H205L206 39H212V38H214L215 36ZM224 36V37H223ZM195 38H199L198 40H202V39H204V38H200V36H195ZM244 38V40H242ZM260 38V39H259ZM259 38H257V40H255V43H257L258 45H260L259 43V41H261L263 38H264V36H262V38L261 37H259ZM168 40H170V41H168ZM178 40V42H176ZM177 40H174V41H171V39H167V40H165V41H163V40H161V41H163V42H166V43H168V46L166 47V48H163V49H160V50H156V51H159L158 53H156V54H154L153 56H148V60H146L147 62H150L151 60H154L155 58H157V56H159L160 54H163V53H165V52H167L168 50H179L181 47H183L185 44H186V42H184V41H182V40H180V39H177ZM205 40V39H204ZM240 46H242V45H245L246 44V42H248V40H249V38L248 37H242V38H240ZM169 42H170V44H171V46H170V44H169ZM181 42H183V43H181ZM152 43V42H151ZM172 43H175V44H179L177 47H172V46H175V44H173L172 45ZM215 43V44H214ZM255 43H254V45H255ZM153 44V43H152ZM155 44H161V43H159V42H156ZM182 44V45H181ZM256 44V45H257ZM167 45V44H166ZM172 47V48H171ZM174 48V49H173ZM253 49H260V48H253ZM245 55V54H244ZM145 58H146V56H145ZM243 58V57H242ZM241 58V59H242ZM241 61V60H240ZM240 61H239V63H240ZM236 62V61H235ZM234 62V63H235ZM164 63H166V61H162V63H160L159 64V67H158V69L159 68H161V66H164L165 64ZM162 64V65H161ZM185 65V62H182V65ZM187 64V63H186ZM147 65V66H146ZM146 65L143 67V71L144 72H147L149 69H150V65L148 64V63H146ZM161 65V66H160ZM180 65H181V63H180ZM217 65L215 64L214 65V67L212 66L211 68H209L208 69V71H203V72H205L206 74V76H207V78L210 76L209 74H211L212 73V71L215 69V67H216ZM149 68V69H148ZM213 68V69H212ZM210 70H212V71H210ZM228 72H229V68H228ZM207 73H209V74H207ZM238 74V73H237ZM258 75V74H257ZM131 77V76H130ZM181 77L182 76H179V77H177V78H175L176 80L177 79H181ZM131 78H133V77H131ZM183 78V77H182ZM188 77H186V79H187ZM206 78V77H205ZM207 78H206V80H207ZM175 79H173V80H175ZM136 81H137V78H136ZM155 83H158V82H160L159 80H155L154 81ZM191 87H189L188 89H190ZM140 90L141 89H139V93H140V96H141V92H140ZM145 90H147V87L146 88H144V90L143 91H145ZM181 90H183V89H181ZM184 90H186V89H184ZM192 90V91H191ZM205 91V90H204ZM195 91L193 90V89H190L189 91H188V95L189 94H192V93H194ZM178 93H182V92H178ZM178 93H176V94H178ZM133 94H138L137 92H135L134 91V93ZM148 96H152L151 94L150 95H148ZM117 98V97H116ZM115 98V99H116ZM115 99H114V101H115ZM165 98H163V97H161V100L163 101ZM166 100L167 99H165L164 100V102H166ZM168 101V100H167ZM179 102V101H178ZM178 102H171L170 104L172 105V106H174L175 107V105H177V106H179L180 104H182L181 103V101H180V103H178ZM177 103V104H176ZM197 103V105H204L205 103H204V101H201V102H196ZM211 103V102H210ZM207 106H209V103H207ZM152 108V107H151ZM147 113V112H146ZM146 115V114H145ZM134 116V119H135V116H136V114L135 115H133ZM145 120H146V118H145ZM147 120H148V118H147ZM181 120V119H180ZM173 122H176V120H174ZM42 123V122H41ZM132 129H134L133 127H132ZM131 129V130H132ZM111 134V133H110ZM111 138V137H110ZM52 179V178H51ZM5 235H6V233H4ZM5 235L3 236V235H1L0 236V238L1 237H3V239L5 238Z\"/></svg>", "mask_w": 264, "mask_h": 264}]
</instances>
